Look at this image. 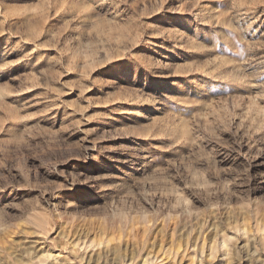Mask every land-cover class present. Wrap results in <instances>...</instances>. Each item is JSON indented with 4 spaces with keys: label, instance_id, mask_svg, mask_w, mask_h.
Returning a JSON list of instances; mask_svg holds the SVG:
<instances>
[{
    "label": "rangeland",
    "instance_id": "1",
    "mask_svg": "<svg viewBox=\"0 0 264 264\" xmlns=\"http://www.w3.org/2000/svg\"><path fill=\"white\" fill-rule=\"evenodd\" d=\"M0 264H264V0H0Z\"/></svg>",
    "mask_w": 264,
    "mask_h": 264
}]
</instances>
